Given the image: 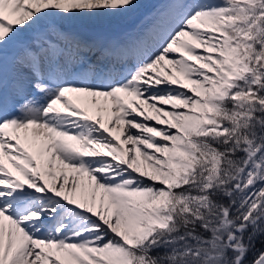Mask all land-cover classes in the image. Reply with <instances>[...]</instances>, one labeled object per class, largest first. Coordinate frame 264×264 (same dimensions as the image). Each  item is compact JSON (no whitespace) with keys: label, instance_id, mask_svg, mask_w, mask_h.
I'll use <instances>...</instances> for the list:
<instances>
[{"label":"snow or ice","instance_id":"snow-or-ice-1","mask_svg":"<svg viewBox=\"0 0 264 264\" xmlns=\"http://www.w3.org/2000/svg\"><path fill=\"white\" fill-rule=\"evenodd\" d=\"M0 0V264H264V0Z\"/></svg>","mask_w":264,"mask_h":264},{"label":"rangeland","instance_id":"rangeland-1","mask_svg":"<svg viewBox=\"0 0 264 264\" xmlns=\"http://www.w3.org/2000/svg\"><path fill=\"white\" fill-rule=\"evenodd\" d=\"M142 3L144 5V7L142 9H140L137 13H134L132 16H130L128 18V20L126 21V23H134L136 18L143 12H146L148 10H150L153 6H155V4L157 3V0H142Z\"/></svg>","mask_w":264,"mask_h":264}]
</instances>
